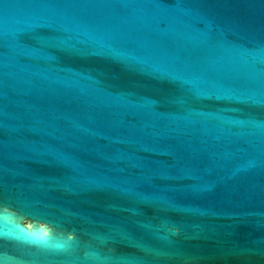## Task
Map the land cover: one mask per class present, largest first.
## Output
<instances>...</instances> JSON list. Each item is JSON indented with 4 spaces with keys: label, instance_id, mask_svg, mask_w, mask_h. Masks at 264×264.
<instances>
[{
    "label": "water",
    "instance_id": "95a60500",
    "mask_svg": "<svg viewBox=\"0 0 264 264\" xmlns=\"http://www.w3.org/2000/svg\"><path fill=\"white\" fill-rule=\"evenodd\" d=\"M0 264H264V0H0Z\"/></svg>",
    "mask_w": 264,
    "mask_h": 264
}]
</instances>
